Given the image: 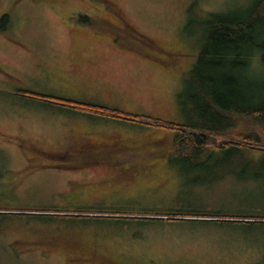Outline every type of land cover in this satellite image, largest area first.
<instances>
[{
	"label": "rangeland",
	"instance_id": "rangeland-1",
	"mask_svg": "<svg viewBox=\"0 0 264 264\" xmlns=\"http://www.w3.org/2000/svg\"><path fill=\"white\" fill-rule=\"evenodd\" d=\"M112 1L139 31L123 33L130 39L109 31L98 0H0V17L11 15L0 32V264L263 263L264 230L180 215L264 224V122L230 117L228 135L196 132L214 150L248 145L251 132L259 144L243 152L255 163L249 172L244 160L169 162L177 130L192 135L187 114L206 106L189 87L205 71L195 69L203 21L254 0ZM70 26L103 39L78 37ZM252 60L257 79L248 96L264 103L259 51ZM220 74L224 84L227 71ZM82 141L115 147L113 160L58 156Z\"/></svg>",
	"mask_w": 264,
	"mask_h": 264
},
{
	"label": "trees",
	"instance_id": "trees-1",
	"mask_svg": "<svg viewBox=\"0 0 264 264\" xmlns=\"http://www.w3.org/2000/svg\"><path fill=\"white\" fill-rule=\"evenodd\" d=\"M249 6V8H247ZM242 10L232 13H216L209 14L208 18L202 23L203 25V48L201 57L195 66V69L200 65H206L205 71L201 76L199 72L197 76H193L195 80H191V94L202 102V109L189 111L187 116L190 119V125L186 127L190 130L187 135L184 130H177L173 142L171 144L169 162H185L191 167L205 165L206 167H219L228 165L229 167L236 164L237 160H244L245 151L257 150L250 141L253 139V134L250 132L246 136L248 145L226 144L219 149H208L206 146L208 138L205 134H197L196 132H207L208 134L228 135L234 130L226 127V123L230 117L236 119L251 120L252 123L260 125L264 122V103L260 97L254 99L253 96H248L247 88L255 84L251 81L257 79V74L253 73L256 65L252 58L255 56V51H259L262 62L264 64V0H254L253 3L239 7ZM2 24L7 21V15L3 16ZM3 30V28H0ZM139 33V32H137ZM146 40L152 45L155 41L148 37ZM233 64V66H231ZM203 66H201L202 68ZM220 70L218 74L214 72ZM231 70V71H228ZM227 71V79L224 84L222 80L224 75L220 73ZM212 74L211 79H206V74ZM248 82L242 85V79ZM218 106H217V105ZM81 108L85 106L76 104ZM97 109L101 112H111L104 108L92 106L91 109ZM201 129V131H198ZM264 151L259 153V158H262ZM205 170L207 171V168ZM227 168V167H220ZM218 168V169H220ZM255 168V163L250 160L241 162V171L248 172ZM210 177L208 178V180ZM191 217H209L215 219V223L220 226H229L236 229H243L247 232L252 230H264V224H249V223H224L219 222L224 215L209 216L202 215H180ZM239 218L238 216H231ZM251 217V216H248ZM257 218V217H254ZM157 219V218H154ZM138 221V220H137ZM151 221V220H146ZM155 221V220H154ZM139 222H145L140 220ZM218 222V223H217ZM195 223V222H191ZM262 226V227H259ZM260 264H264L260 263Z\"/></svg>",
	"mask_w": 264,
	"mask_h": 264
},
{
	"label": "flooded vegetation",
	"instance_id": "flooded-vegetation-1",
	"mask_svg": "<svg viewBox=\"0 0 264 264\" xmlns=\"http://www.w3.org/2000/svg\"><path fill=\"white\" fill-rule=\"evenodd\" d=\"M94 1V0H91ZM102 2L105 6L104 11H101L99 17L106 23H108L111 28L110 31H116L119 34L123 33H137V29L134 27L131 21L126 19L122 14L119 8L114 4L112 0H98ZM7 29V26H6ZM67 102V101H65ZM29 144V143H28ZM36 151L42 152L44 155L50 156L53 155V151L42 150L35 148ZM112 151H116L115 147H110L108 145H97L91 141H82L78 144L72 145L65 151H61L60 157L66 158L73 161H78V163H89L96 162L94 156L98 154L108 155ZM35 248V247H34ZM32 249V248H31ZM31 249H27L25 252L30 253ZM47 252V251H44Z\"/></svg>",
	"mask_w": 264,
	"mask_h": 264
},
{
	"label": "crops",
	"instance_id": "crops-1",
	"mask_svg": "<svg viewBox=\"0 0 264 264\" xmlns=\"http://www.w3.org/2000/svg\"><path fill=\"white\" fill-rule=\"evenodd\" d=\"M97 1V0H96ZM35 4L37 3V2H34ZM89 3H91V5L92 6H94L93 5V3H92V1L91 0H89ZM102 3V2H101ZM103 4V3H102ZM103 6H105L104 4H103ZM94 8V7H93ZM18 9H19V6H18ZM98 10V9H97ZM80 11H82V10H80ZM103 12H105L104 11V9L102 10ZM99 14H101V11H100V13H98V15ZM5 15H7V21L4 23V24H2V21L4 20V18H2L3 16H5ZM99 18H101V17H99ZM12 19H13V16H12ZM86 19H88V17H86ZM10 21H11V15L9 14V13H5V14H3L1 17H0V28H3V30H0V32H5L6 31V26L10 23ZM71 28H73L74 30V32L77 34V36L79 37V36H87V35H89L90 34V38L92 39V40H101V39H103V35L102 34H98V33H95V32H92V31H88V30H79L78 28H76V27H73V26H70ZM80 31H86V33L84 32V33H82V32H80ZM110 31V30H109ZM88 33V34H87ZM123 38H126V39H130V37H128V36H126V35H123V34H120ZM107 39H108V41L110 42V43H112V44H114V42H113V40H111L110 38H108L107 37ZM22 44H23V42H22ZM22 46V45H21ZM26 48V47H25ZM24 94H27V93H24ZM63 102H65V100H62ZM68 102V101H67ZM72 104H77V103H72ZM91 106H94V105H91ZM98 107V106H97ZM107 109H109V108H107ZM69 110H73V109H69ZM109 110H111V109H109ZM73 111H76V110H73ZM111 111H114V110H111ZM112 153V152H111ZM111 153H109L108 155H105V154H98V155H96V156H94V158H95V160H96V162H89V163H85L84 162V164H93V163H98V162H100V161H112L113 160V156L111 155ZM77 164H82V163H77Z\"/></svg>",
	"mask_w": 264,
	"mask_h": 264
}]
</instances>
